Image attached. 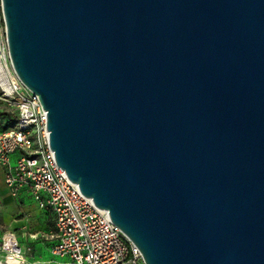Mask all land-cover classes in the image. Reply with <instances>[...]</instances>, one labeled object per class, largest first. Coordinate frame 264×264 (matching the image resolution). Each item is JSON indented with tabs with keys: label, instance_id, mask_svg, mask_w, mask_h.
Masks as SVG:
<instances>
[{
	"label": "water",
	"instance_id": "obj_1",
	"mask_svg": "<svg viewBox=\"0 0 264 264\" xmlns=\"http://www.w3.org/2000/svg\"><path fill=\"white\" fill-rule=\"evenodd\" d=\"M56 163L145 264H264V0H2Z\"/></svg>",
	"mask_w": 264,
	"mask_h": 264
},
{
	"label": "built area",
	"instance_id": "obj_2",
	"mask_svg": "<svg viewBox=\"0 0 264 264\" xmlns=\"http://www.w3.org/2000/svg\"><path fill=\"white\" fill-rule=\"evenodd\" d=\"M12 81L5 89L0 71V103L18 110L16 124L0 131V164L6 168L5 181L13 197L27 189L38 207L53 215L52 254L62 264H145L140 249L111 221L109 211L98 209L56 163L47 111L39 96ZM5 248L9 251L7 239Z\"/></svg>",
	"mask_w": 264,
	"mask_h": 264
},
{
	"label": "rangeland",
	"instance_id": "obj_3",
	"mask_svg": "<svg viewBox=\"0 0 264 264\" xmlns=\"http://www.w3.org/2000/svg\"><path fill=\"white\" fill-rule=\"evenodd\" d=\"M0 41L10 76L19 85L21 83L13 72L8 58L6 26L1 10ZM0 111L10 112L13 120L17 118L16 113L18 110H13L3 103H0ZM30 196V207H34L33 211L38 213L35 216L30 215L26 223L21 205H17L12 209L0 207V264H62L51 251L55 231L54 220L50 214L45 213L46 211L38 207L32 194ZM10 236H14V239H10ZM6 239L9 251L5 248ZM16 241H18L20 248L16 245Z\"/></svg>",
	"mask_w": 264,
	"mask_h": 264
},
{
	"label": "crops",
	"instance_id": "obj_4",
	"mask_svg": "<svg viewBox=\"0 0 264 264\" xmlns=\"http://www.w3.org/2000/svg\"><path fill=\"white\" fill-rule=\"evenodd\" d=\"M15 159H16V156H13L12 161L14 162ZM5 178H6V168L0 164V207L12 209L13 207L17 205H21L23 213L26 218L25 219L26 220L25 223H26L30 215L35 216L38 213V212L33 211L34 207H30L31 205L30 194L31 193L29 190L24 189L18 198L13 197L9 188L7 187ZM35 206L37 207L36 204ZM10 239H14V236H10Z\"/></svg>",
	"mask_w": 264,
	"mask_h": 264
},
{
	"label": "bare ground",
	"instance_id": "obj_5",
	"mask_svg": "<svg viewBox=\"0 0 264 264\" xmlns=\"http://www.w3.org/2000/svg\"><path fill=\"white\" fill-rule=\"evenodd\" d=\"M9 58V56H8ZM0 71H1V76L2 78L5 80V82H3V86L5 87V89H9L8 86V82L10 83L12 79V77L10 76V73L8 71V66L5 62L4 56H3V49L1 47L0 49ZM14 86H20V84L18 85L14 80L11 83Z\"/></svg>",
	"mask_w": 264,
	"mask_h": 264
},
{
	"label": "trees",
	"instance_id": "obj_6",
	"mask_svg": "<svg viewBox=\"0 0 264 264\" xmlns=\"http://www.w3.org/2000/svg\"><path fill=\"white\" fill-rule=\"evenodd\" d=\"M17 121L13 120L11 117V113L10 112H2L0 111V131L6 130L10 127H12L13 123L15 124ZM47 214H50L52 216L53 219V215L50 212H46Z\"/></svg>",
	"mask_w": 264,
	"mask_h": 264
}]
</instances>
